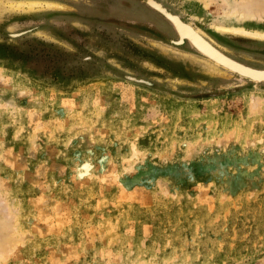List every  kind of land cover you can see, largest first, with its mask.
<instances>
[{
	"label": "rangeland",
	"instance_id": "rangeland-1",
	"mask_svg": "<svg viewBox=\"0 0 264 264\" xmlns=\"http://www.w3.org/2000/svg\"><path fill=\"white\" fill-rule=\"evenodd\" d=\"M48 1L0 9V264H264V82L138 29L177 36L143 0ZM158 1L264 69L222 0Z\"/></svg>",
	"mask_w": 264,
	"mask_h": 264
},
{
	"label": "bare ground",
	"instance_id": "bare-ground-1",
	"mask_svg": "<svg viewBox=\"0 0 264 264\" xmlns=\"http://www.w3.org/2000/svg\"><path fill=\"white\" fill-rule=\"evenodd\" d=\"M193 1H196L199 6V13L196 14L198 18L199 17L207 18L209 16L208 8H209L210 3L213 0H193ZM148 2H150L154 6H157L158 8L159 7L163 8L162 10H164L165 12H168L170 16L171 15L174 16L172 19H174L176 28L178 29V32L180 34V39L184 40L185 38L186 39L188 38L187 40L190 42V44L192 45L194 49L196 50L198 49V50H201L202 52H206V54L211 56V57H207V55H205L209 63L211 64L213 70H217V72L221 71L220 69H218L219 68L218 66H223L219 63V62H222L226 66L232 64L233 67H235L240 72L245 73V74H249L253 76L264 74V73H260L258 71H255L249 68H244L242 66L235 64L236 62H238L244 66H248L256 70H262V68H256V67L247 65L243 62H240L234 59L230 55H228L223 49H221L217 45V43L213 40L212 37L207 36L205 33H203L198 28L193 26L190 22L184 21L182 17H180V15L171 12L166 6H164L162 2L158 0H148ZM222 2L225 6L222 10L223 13L221 15H218L217 17L212 18L213 19L212 27L216 29L215 30L216 32L218 31L219 33H222V34L232 33V34H237V35H241V36H245V37H249L253 39L264 40V29L259 28V27H253L250 24H247L249 21L255 20V19L259 21L264 20V0H257V1L256 0H242L241 3H239V5L232 4L231 0H222ZM152 5L150 6L153 9H155ZM56 6H58V4L50 2L48 0L46 1L44 0H8L6 2L0 1V9H4V11L9 10L11 12H17V11L33 12V11H40L45 8L47 9L53 8ZM201 38L206 40V42L210 46H212L214 49L209 47L207 43L204 44ZM221 54L223 56L228 57L230 60H234V63L233 61L225 60L224 59L225 57H223ZM211 58H214V59H211Z\"/></svg>",
	"mask_w": 264,
	"mask_h": 264
},
{
	"label": "water",
	"instance_id": "water-1",
	"mask_svg": "<svg viewBox=\"0 0 264 264\" xmlns=\"http://www.w3.org/2000/svg\"><path fill=\"white\" fill-rule=\"evenodd\" d=\"M145 1V3L147 4V5H152L150 2H148V0H144ZM158 4V3H157ZM155 9H157V10H155V9H153V10H155L156 12H158L160 15H162L170 24H171V26L173 27V29H174V31H175V33H176V35H177V39L176 40H170V42L172 43V44H174V45H177V46H180V45H183L185 42H188L189 43V45L191 46V48L193 49V50H195L196 52H198L199 54H201V55H203L204 57H206L205 55H207V57H211V56H209L208 54H206V52H202L201 50H196V49H194L193 47H192V45L190 44V42L185 38L184 40H181L180 39V34H179V32H178V29L176 28V25H175V22H174V19H172L174 16L173 15H171L170 16V14H168V12H165L164 10H162L163 8H161V7H157V6H154V5H152ZM150 7V6H149ZM167 9V8H166ZM173 23V24H172ZM202 39V42H204V44H206L207 42H206V40H204L203 38H201ZM208 44V43H207ZM209 45V44H208ZM209 47H211V48H213L212 46H210L209 45ZM214 49V48H213ZM211 50V49H210ZM201 51V52H200ZM213 51V50H212ZM219 53V52H218ZM220 54V53H219ZM222 55V54H221ZM223 56V55H222ZM206 57V58H207ZM223 57H225L224 59L225 60H230L228 57H226V56H223ZM211 59H214V58H211ZM230 61H233V63H234V60H230ZM229 61V62H230ZM236 62V61H235ZM221 65H223V66H220V67H222V68H224V69H226V70H228V71H230V72H232V73H235V74H237L238 76H240V77H242V78H246V79H248V80H250V81H252V82H254V83H260V82H264V74H261V75H258V76H253V75H249V74H245V73H242V72H240L238 69H236L235 67H233V65L231 64V65H225L224 63H222V62H219ZM231 63V62H230ZM235 64H237V65H239V66H242V67H244V68H249V69H252V70H255V71H258V72H260V73H264V69H262V70H256V69H253V68H250V67H248V66H244V65H242V64H240V63H238V62H236ZM231 66V67H230ZM225 67H227V68H225Z\"/></svg>",
	"mask_w": 264,
	"mask_h": 264
},
{
	"label": "flooded vegetation",
	"instance_id": "flooded-vegetation-1",
	"mask_svg": "<svg viewBox=\"0 0 264 264\" xmlns=\"http://www.w3.org/2000/svg\"><path fill=\"white\" fill-rule=\"evenodd\" d=\"M144 1V0H143ZM145 2V1H144ZM166 6V5H165ZM167 7V6H166ZM169 8V7H167ZM170 9V8H169ZM171 10V9H170ZM172 11V10H171ZM174 12V11H172ZM175 13V12H174ZM134 25L140 28V30L145 31L146 33L152 34L154 37H158L164 41H167L168 43H171L170 40H176V37H172L170 35H167L165 33H161L159 30H157L151 23H139V22H133ZM186 43V42H185Z\"/></svg>",
	"mask_w": 264,
	"mask_h": 264
}]
</instances>
